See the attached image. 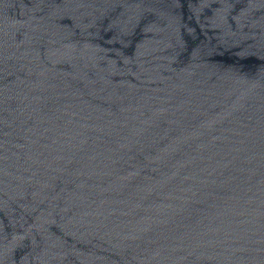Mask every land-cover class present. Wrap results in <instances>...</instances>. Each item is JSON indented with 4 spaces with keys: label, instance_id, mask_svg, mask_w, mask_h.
<instances>
[{
    "label": "water",
    "instance_id": "obj_1",
    "mask_svg": "<svg viewBox=\"0 0 264 264\" xmlns=\"http://www.w3.org/2000/svg\"><path fill=\"white\" fill-rule=\"evenodd\" d=\"M0 264H264V0H0Z\"/></svg>",
    "mask_w": 264,
    "mask_h": 264
}]
</instances>
